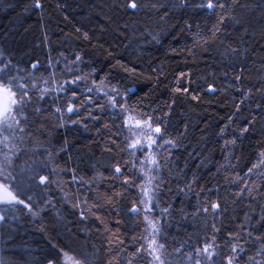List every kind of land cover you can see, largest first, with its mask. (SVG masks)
Here are the masks:
<instances>
[{
  "label": "trees",
  "instance_id": "1",
  "mask_svg": "<svg viewBox=\"0 0 264 264\" xmlns=\"http://www.w3.org/2000/svg\"><path fill=\"white\" fill-rule=\"evenodd\" d=\"M130 2L0 0V264H153L129 114L163 264H264V0Z\"/></svg>",
  "mask_w": 264,
  "mask_h": 264
},
{
  "label": "rangeland",
  "instance_id": "2",
  "mask_svg": "<svg viewBox=\"0 0 264 264\" xmlns=\"http://www.w3.org/2000/svg\"><path fill=\"white\" fill-rule=\"evenodd\" d=\"M15 109L18 110V107L13 108L7 124H0V137L2 133L5 134V132L11 129L12 125L10 123L12 120L16 119L14 115ZM126 122L130 135L129 145L134 149V151H136L137 149L139 151V161L146 180L142 186V203L149 229V249L152 253L153 264H163L161 254L162 248L159 247L161 245L159 239L161 216L159 214L162 212L159 208L154 209L155 206L151 188L152 182L154 181V173L156 171L158 163L156 151L158 147L159 133H155L154 129L157 127H155L148 119H139L133 114H129L126 117ZM145 122H147V124ZM5 135L7 136V134ZM7 139H9L8 136ZM7 139L5 137H2V139L0 140L6 141ZM6 142H8V140ZM133 145H135V147H133ZM157 257H159V259H157Z\"/></svg>",
  "mask_w": 264,
  "mask_h": 264
},
{
  "label": "snow or ice",
  "instance_id": "3",
  "mask_svg": "<svg viewBox=\"0 0 264 264\" xmlns=\"http://www.w3.org/2000/svg\"><path fill=\"white\" fill-rule=\"evenodd\" d=\"M209 8L213 7L212 3H209L207 5ZM130 8L135 9L137 7L134 0L130 2L129 4ZM19 88L23 89V85H18ZM0 94L3 95V98L7 101L9 97H15L16 93L12 92L11 90V81H9L7 84H4L3 82H0ZM26 94H22L19 101L16 99H11L10 103H4L2 106H0V124H7V121L10 117V113L12 112L14 107H18L20 104L24 101V96ZM71 111V109H69ZM147 124V122H145ZM155 133H160V128L154 129ZM135 147V145H133ZM118 170V169H117ZM3 173H0V176H2ZM43 182V179H42ZM0 203L2 204H16V203H24L23 200L18 199L17 195H14L12 192L9 191V188L7 184L0 183ZM218 207V206H217ZM159 247H163V245H160ZM155 251V249H154ZM204 251H208V247H205ZM159 259V257H157ZM229 264H231V261H229Z\"/></svg>",
  "mask_w": 264,
  "mask_h": 264
},
{
  "label": "water",
  "instance_id": "4",
  "mask_svg": "<svg viewBox=\"0 0 264 264\" xmlns=\"http://www.w3.org/2000/svg\"><path fill=\"white\" fill-rule=\"evenodd\" d=\"M4 103H7L6 100L3 98V95L0 94V106H2Z\"/></svg>",
  "mask_w": 264,
  "mask_h": 264
}]
</instances>
